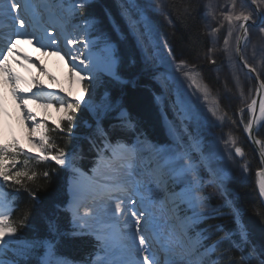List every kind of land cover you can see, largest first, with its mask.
I'll return each mask as SVG.
<instances>
[{
	"label": "snow or ice",
	"instance_id": "obj_1",
	"mask_svg": "<svg viewBox=\"0 0 264 264\" xmlns=\"http://www.w3.org/2000/svg\"><path fill=\"white\" fill-rule=\"evenodd\" d=\"M62 2L63 0H46V2L44 0H0V18L6 16L12 22L13 28L15 29L4 50L0 51V57H2L0 59V71L7 73L9 81L13 84V92L18 96L23 108L26 99L19 93L16 87V82L19 78L12 73L7 65L8 58L16 53L17 45L21 40L29 45L36 44L40 48L51 49L61 59H66L71 66V75L82 85L81 90L84 96H81L79 99L70 96H61L58 106L64 110V116L61 121L51 127V131L66 133L71 136L76 127L78 113L85 106L92 107L88 105V99H91V93L95 83L99 82L102 76L109 78L116 84H121L124 80L120 71L118 52L113 46V34L95 31L96 25L89 24L91 19H95L87 14L88 9L92 7L93 0H71L73 11L84 20V25L75 35L64 36V44L67 46V51L60 46V37L63 35L60 30H56L53 33L49 31L48 27H45L44 36L37 35L35 31H29L33 27L34 21L39 23L36 16L37 10L55 8ZM158 8L170 25L174 24L177 18L190 19L192 14L191 4L187 7L177 6L176 17L173 16V12L167 4L162 3ZM237 8H239V11H237ZM225 12L224 19L230 26L229 35L232 34L233 26L242 29V37H247L251 28H257L260 34H264V0H231V10L226 8ZM134 15V13L127 14V29L132 33H136L137 39H144L143 29L139 26L140 22L134 19ZM41 19L43 18L41 17ZM63 19H66V17ZM57 22L56 16L49 12L46 23L53 24L55 27V23ZM237 22L240 23L237 24ZM45 39L48 41L47 45L43 43ZM225 43L227 44L228 41L226 40ZM161 48L172 58L176 71L191 79L192 70L188 69V65L183 59H178L175 56L167 40L161 41ZM62 53L63 55H61ZM242 63L250 72L257 71L255 67L248 63L247 59H242ZM261 88L264 89V83L261 84ZM35 98L39 99L40 97L36 96ZM255 105L256 101L253 100L249 110L254 112ZM112 107L111 102L103 103L96 109L97 115L102 111H109ZM174 108L178 116H184V112L179 107H176L175 102ZM116 110L120 112L116 126L121 130L118 134H123V131L126 130L138 131L130 117H127L119 107ZM24 115L27 120H32V114L30 112H25ZM213 115H215V112H213ZM260 116L264 118V102L260 104ZM182 122L184 121L182 120ZM254 123L255 118L248 121L245 130L251 133ZM31 131L32 133H39L38 139L31 135L29 137L40 150L39 155L35 156L34 159L38 161H51L60 168H66L69 164L68 154L65 153L63 148L57 147L53 141L49 134V125L37 121ZM98 132L100 133L101 139L108 138L109 134L99 127ZM105 148H107V145ZM115 151L116 149H113L114 153ZM22 152V147L16 141L10 144H0V179L5 183L11 181L14 185L23 187L28 193L30 200L36 203L39 200L37 192L25 186L22 181L24 178H27L29 181L33 180L37 176V172L32 171L29 173L28 170H12L17 164V155ZM235 153L240 156L243 155L239 147L235 148ZM23 154L25 156L29 155L27 152H23ZM155 155L157 159L150 162L149 167H152L154 164V167H152V175L157 183H165V177L174 178L182 176L188 179L189 188L187 193L181 191L173 195L178 200H185L187 197L186 203L189 205L192 215L187 218L186 223H188L191 229V227L195 226L197 220L209 216L206 196L197 195V192L202 191V188L199 186L197 179L199 175L197 164L193 162L195 157L187 153L178 155L165 150H155ZM206 159L211 160V157ZM128 167H132L131 162ZM245 170L241 169V171ZM210 171L215 177L216 182L209 186L216 187L218 191L223 187L225 194H227L226 177L224 174L214 168H210ZM42 175L45 179L51 178L47 170L43 171ZM193 185H196V187H193ZM115 190L117 192L128 191L132 194L116 197V202L112 209V216L117 222L122 218L124 227L121 233H117L111 237L106 234L97 233L95 238L101 250L106 247L119 248L123 244H128L130 250L135 253L136 259L122 260L119 264H160L156 259V254L152 250L154 242L153 230L156 228V217L152 209L145 205L143 197L138 198L135 195V188L126 190L118 187ZM69 193L70 196L65 197L64 200L53 202L50 212L45 216L48 239L40 238L36 241L26 242L20 246H14L13 241L20 239V229L26 226L27 214L18 223L14 222L9 214L10 209L0 201V264H30L29 258L31 255L38 252L41 248H46L49 255H51L56 237L60 235L58 214L70 212L74 224L73 235L76 234L75 229H79L80 233H85L86 230L80 224V221H86L93 213L90 210H85L81 214L80 208L83 205L78 203V198L81 193L72 188L71 185L69 186ZM2 195L3 193L0 192V197ZM259 195L261 198H264V182H261L259 185ZM11 211H14V209H11ZM129 230H131L130 237L128 235ZM238 234L240 237L239 244L227 233L221 237V243L229 241L228 247L213 259L211 264H220V261L223 260H227L228 264H251L253 259L258 260V264H264V243L257 245L255 241L251 240L246 224L243 226L238 224ZM162 246L167 247L166 245ZM240 246L247 249L246 254H242L239 261L231 260L228 253L233 248H239ZM45 264H67V261L48 260ZM88 264H107V262L105 260L92 261L90 259Z\"/></svg>",
	"mask_w": 264,
	"mask_h": 264
},
{
	"label": "rangeland",
	"instance_id": "obj_2",
	"mask_svg": "<svg viewBox=\"0 0 264 264\" xmlns=\"http://www.w3.org/2000/svg\"><path fill=\"white\" fill-rule=\"evenodd\" d=\"M64 1L65 0H63V2ZM116 2L118 6L119 17L121 18V21L126 28L128 25V13H134V19L140 22L139 26L143 29V35L145 37L144 39H137L136 33H132L130 30L128 31L133 36L136 44L139 47L143 71L147 74H150L152 78H155L157 86L161 89V93L156 97V101L158 102L160 108L165 112L162 115L164 118V125L166 127V130L173 133V137L172 135H170V138L172 137L170 145L165 146H158L156 143L142 136L137 137L136 143L132 147L133 156H131L129 163L132 162L133 167L136 166L135 169L141 171V173L139 176H136V180H134L132 184L130 183V185L132 188L138 190L135 195L138 198L143 197L145 200V205L149 206L152 209L153 214L156 217L155 222L163 225L161 229L155 228L153 230L154 248H152V250L156 254V257H158V259H161L160 257L164 256L162 259L164 261V258H166V253H168L167 255H169L170 257L173 255L174 259H178H169V264H202V259L206 256L207 253L199 247L198 238L196 237V235L190 234L188 223H186L187 218L192 215L189 205L186 203L187 197L184 200L186 206L182 205L180 203L181 201L176 199L173 194L169 197V194H166V191L167 185L171 181V178L165 177V183H157L152 175V167H154V164L152 165V167H149V164L150 162H153L157 159L155 150H165L171 153H176L178 155L187 153L188 155L194 156L195 160L193 162L197 164L199 173L197 179L199 181V186L202 188V191L197 192V195L206 196L207 211L211 210L213 207L208 202V198L210 197L211 193L209 191L215 189V187L209 185H212L216 182L215 177L210 171V168H214L215 170L220 171L224 174V176L226 177L225 184L227 180L233 178V176L235 175H238L242 183L248 181V178L251 176L250 174H248L249 171L250 173L252 171L250 168V164L248 162L239 163L233 155V152L235 151L233 144H235L237 141L234 132L238 129L237 126L239 128H242L243 132L247 127V122L250 120L252 115V111H250L249 109L254 96L255 87L251 86L249 79L235 61L236 38L238 35V30L240 28L233 26L232 34L229 35L230 26L229 23L224 19V16L226 15L225 9L227 8L228 10H231V0H189V2H192V14H194L196 17L198 15L196 14L198 12V6L200 4H203L205 7L207 3L209 13H206L205 20L207 22V25H209L207 27L208 31H202L201 29V38H205V41H207L208 44V47L206 45L208 49L206 57L211 59V63H213V59L215 60L216 65H218V63H221L219 65H221L220 67L223 69V74L216 77L217 81H219L217 83L218 87L220 88L218 89V91L222 92V96L224 98H227L226 101H229V99H233L235 100V103L239 105L237 111H234L233 109L228 110L229 112L224 111L226 117L230 116V125L234 126V129L231 126L229 128L230 130L227 131H224V129H213L212 131H210L208 130L209 128H207L206 130V127H203L205 123L203 117H206V122L209 123L214 118H217L221 114V111L216 114L217 107L214 106L215 102H212L210 109L209 106H207V104L209 105L208 102L211 103L212 99L209 98L208 94L203 97V95L205 94L203 93V91H205V88L203 86L197 85L199 84V80L196 76L197 69H194L192 66L187 64L188 69L192 70L191 79L185 77L182 73H178L176 71L175 64L172 61V58L169 57L167 52L162 50L161 48V41L167 40L168 42V37H171L172 33H175L177 30L174 29V27L171 28L173 24L170 25L166 21L164 15L161 14L158 8V6L163 3V0H116ZM218 2V10L212 12L214 4L216 3L218 6ZM207 8L205 9L206 11ZM170 9L172 10V12H174L173 7H171ZM65 10L67 12H65V14H62L61 16L66 17L64 21L69 20L71 23L76 25L72 26L73 33H75L79 30V28L83 27V25L75 21V12L73 11L72 6L65 7ZM237 11H239V8H237ZM61 21L60 23H64ZM111 25L113 28L118 29V26L114 24L112 20ZM199 25L201 28L200 23ZM68 26H71V24ZM217 33H219V36ZM196 39L202 46L203 41L198 37ZM226 40L228 41L227 44L225 43ZM250 42L251 44L249 45H253V47H255V45L258 44V47L263 50L264 34H260L257 28H251L248 43ZM246 50L248 51V49ZM49 51L54 53L53 50ZM263 54H258L254 50H251L250 54L251 58L254 60L251 64L255 66L257 71L262 70V73L264 71V66H262L261 64L262 58H264ZM204 56L205 54H203V56L201 57L204 58ZM57 57L58 59L52 58L49 61L50 64H47L45 68L42 69V71L40 69L39 74L47 72L48 77H50L52 81L58 80L60 78L59 76L62 74V64L60 63L59 56ZM201 57L200 59L202 60L203 58ZM10 59L11 56L8 58V61ZM218 59L220 60V62L218 61ZM227 69L232 72V75L230 74V91L224 88V81L222 79V77H224V74H226L225 71ZM71 76L72 75H70L69 77ZM224 78L226 79V77ZM108 80L110 79L102 76L99 82L95 83V86L92 89L91 99H88V105H91L92 107H84L87 111H90L91 109L93 110V108L97 106V97L101 96V98H103V96H109L108 89L110 85H107V83H105ZM74 81H76V78ZM81 89L82 85L80 83H77V86L75 87V89H73L72 98L79 99L81 96H84V93ZM46 90L48 89H43V91ZM215 93L218 94L217 90L215 91ZM85 98L87 99V97ZM45 101L47 102L48 100ZM174 102L176 107H179L182 112H184V116H178L176 114ZM47 105L50 107H48V114L43 113L44 115L42 117L44 118H42L39 122H44L46 124L49 122L55 125L57 122L62 120L64 116V110L62 108H58V110H55L53 104L50 101L47 102ZM166 111H168V113H166ZM213 112H215V115H213ZM119 115L120 114H117L116 117L118 118ZM182 120L184 122H182ZM85 126H90V123L86 124L85 122ZM36 134L39 137V133ZM259 135L261 140L263 141L264 146V123L261 127ZM12 137L15 138V135L14 132L10 129L6 135V138L0 140V143L8 141ZM210 141H213L217 145L211 153L207 154L203 152L202 146H204L205 143L208 145L207 149H210ZM17 143L22 147L23 151L26 150L27 152H32V154L35 156L39 155L40 150L32 140L28 141L27 146H24L23 144L21 145L18 141ZM117 148H122V146H119ZM110 154L112 159H117L118 157H120L117 156V154H114L113 150L112 152H110ZM208 157H211V160H207L206 158ZM122 162L123 161L121 158L120 162H118L117 164H120ZM107 164L108 167L112 165L110 162H108ZM101 167L102 163L99 165V168ZM116 167L119 168V166H115V168ZM241 169L246 170L241 171ZM109 170L110 171L107 172L110 173L112 169L109 168ZM134 176L135 175H133V173H130L126 175V178L132 180ZM95 179L96 171L94 180ZM102 179L103 178H101L100 180L104 181ZM94 180L93 177H89L85 182L81 179H76L70 183L72 188L81 193L78 198V203L83 205V207L80 208V213L85 207H90L92 205L94 201H88L95 195H97L95 191L101 190L97 187H101L100 185L102 184L97 180ZM173 180H175L176 183H179L182 186H188L185 192L187 193V190L189 188L188 179L181 176L174 177ZM136 182H140L142 189L139 188V186L137 187ZM81 184H84V187L80 189V186H82ZM75 185L77 186V188ZM130 185L127 186L129 187V189H131ZM193 187H196V185H193ZM221 190L224 192V188H220V190L218 191L220 194ZM111 191L113 190H107L104 193H110ZM227 194L230 197L229 191H227ZM126 195H130V192H125L124 196ZM103 206L104 205H99L98 208L101 209V207ZM104 211H106V209H103L101 212L99 211V213L105 216L106 212ZM201 211H203V209H201ZM91 218L92 217H89L86 221L81 220L80 224L90 231L94 232L95 234H106L111 237L117 233H121V230L124 227L123 222L122 224H119V222L115 221L114 223H116V225H113L114 223L112 221V227L106 226L105 218H107V216L104 218L105 221L102 220L99 222L100 225L96 224L95 220ZM128 235H131V230L128 231ZM162 245H166L167 247L165 248ZM119 251V248L106 247L96 255V260H105L107 264H113V260H111V257L116 256L117 253L115 254V252ZM51 256L53 257L52 254Z\"/></svg>",
	"mask_w": 264,
	"mask_h": 264
},
{
	"label": "trees",
	"instance_id": "obj_3",
	"mask_svg": "<svg viewBox=\"0 0 264 264\" xmlns=\"http://www.w3.org/2000/svg\"><path fill=\"white\" fill-rule=\"evenodd\" d=\"M68 1L71 2V0ZM163 3L167 4L169 9L173 7V16L175 17L177 16V6L187 7L191 4L192 7V2H189V0H163ZM218 8L219 2L218 6L216 3L214 4L212 12L217 11ZM207 12L209 13L208 8ZM87 14L95 18L89 21L90 25H96L95 31L113 34V42L118 48L121 75L130 79L135 76H138V78L134 82L127 84L126 87L116 84L111 80L105 82L107 85H110L108 89L109 96H103V98L101 96L97 97V106L94 108V112L97 115L96 109L105 102H111L113 107L106 112L101 122L94 123L89 112L83 108L78 113L73 135L69 136L66 133L51 131L52 125H49V134L53 141L57 147L63 148L65 153L68 154L69 164L66 168H60L51 161H38L34 159L35 156H25L23 152L17 155V164L12 170H28L29 173L32 171L37 172V176L33 180L29 181L27 178H24L22 183L28 188L34 189L39 196V200L33 203L23 187L14 185L11 181L5 183L0 179V184L6 189L7 199L13 205L12 220L18 223L27 214L26 226L20 229V239L13 241L14 246H20L26 242L36 241L40 238L48 239L45 216L50 212L53 202L64 200L65 197H68V178L81 172L89 173L96 159L106 149V145L108 148L109 144L114 141H128L130 134L126 131H123V134H118L121 130L111 126V118L117 111V107H126L131 112L136 120L139 132L144 136H149L152 141L160 145H165L170 141L161 115L162 113L155 99V96L161 90L151 79L150 75L143 71L139 47L119 17L116 0H93L92 7L88 9ZM77 20L81 21L83 19L77 15ZM111 20L118 26V29L112 27ZM175 20H177L178 31L176 30L175 33H172L171 37H168V44L172 47L178 59H183L187 64L197 69L196 76L199 80V84L197 85L205 88L203 97L208 94L209 98L212 99L211 103L208 102L209 105L207 104L209 109L212 102H215L214 106L217 107L216 114L221 111V114L217 118H214L207 124L204 123L203 127H206V130L209 128L208 130L210 131L213 129L230 130L229 128L232 126L229 121L230 116L226 117L224 111L229 112L228 110L230 109L237 111L239 105L233 99L226 101L227 98H224L222 92L218 91L220 88L217 85L219 81H217L216 77L223 74V69L219 65L221 63L216 65L214 59L212 60L213 63H211V59L206 57L208 44L205 38H201V28L198 23L199 18L191 14L190 19L177 18ZM122 29L124 30L122 31ZM217 34L219 36V33ZM197 37L203 41L202 46L197 41ZM253 50L262 55L264 53V46L263 50H261L258 44H256ZM203 54H205L204 58L201 57ZM244 55L251 64L253 61L249 58V54L245 51ZM200 57L203 59L201 60ZM263 60L264 58L261 61L262 66H264ZM257 72L264 80V71L263 73L262 70ZM225 73L224 77L226 79L222 77L224 88L230 91V74L232 75V72L227 69ZM247 78L251 86H254L252 80L248 76ZM216 90L218 94L215 93ZM86 121L91 122L92 125L86 127ZM98 127L109 134L107 139L100 138ZM232 127L234 129V126ZM237 128L234 132L237 141L233 144V147H242L245 151V158L239 160L234 157L239 163L248 162L252 171L251 173L249 171L248 174L251 176L245 183H242L238 175L233 176L228 181V188L230 189L232 203L234 201L233 205H235L240 213L242 224L247 225L251 240L259 245L264 243V207L258 196L254 179V172L259 169V164L246 141L242 128L238 126ZM13 141L10 138L5 144H10ZM216 145L213 141H210L209 150L206 149L207 146L204 143L203 148L205 149V153L209 154ZM45 170L49 171L50 179L43 177L42 173ZM176 189H180V186L176 187ZM209 192L211 193L208 202L213 206L211 210L207 211L209 216L197 220L195 226L191 227V232H200V240L204 247H210V252L206 257L207 262H211L227 249L229 241L220 242L221 237L226 233L231 235L238 244L240 243L238 234L239 223L236 220L231 205L226 202L216 187ZM69 218V213L58 214L60 235L56 237L54 242L52 249L53 257L51 256V258L53 261H67V264L89 262L90 259L92 260L94 253L101 247L94 236L87 231L80 233L79 229H75L76 234L73 235L74 228L71 226ZM246 252L247 249L240 246L239 248H233L228 255L231 260L239 261L242 254H246ZM47 255L49 253L46 248L39 249L38 252L33 253L29 258L30 264H44L48 258ZM220 264H228V261H220ZM251 264H258V260L253 259Z\"/></svg>",
	"mask_w": 264,
	"mask_h": 264
},
{
	"label": "bare ground",
	"instance_id": "obj_4",
	"mask_svg": "<svg viewBox=\"0 0 264 264\" xmlns=\"http://www.w3.org/2000/svg\"><path fill=\"white\" fill-rule=\"evenodd\" d=\"M44 2H46V0H44ZM53 9L54 8L37 10L36 12L37 21H41L42 23L41 25H47L46 23L47 16H49V12L52 11L51 13H53ZM43 11L46 12V15L43 19H41V15ZM53 14L56 16V20L58 22L55 23V27L48 28L49 31H52L54 33L56 30H60L63 33V35L60 37V40L62 38L64 39V36L66 35H75L76 32L73 33L72 30L73 29L72 26L74 25L71 24V27L68 26L69 20L64 21L65 20L63 19L64 17L59 16L60 14L61 15L65 14V11H61L57 14L56 13ZM60 21L64 23H60ZM35 24L36 25H33V27L38 25L37 22H35ZM13 29L14 28L12 22L6 16L0 18V31H1L0 35L3 34L2 36L3 38L7 33L12 31ZM37 35L44 36V30L37 32ZM3 38H1V41L4 40L6 37L4 39ZM43 43L47 45L48 41L44 40ZM49 50L50 49L48 48H40L39 45L36 44L29 45L25 41L21 40V42L17 45L16 53H14L11 56V59L7 63L12 73L19 78L16 82V87L19 90V93L23 95L26 99V103L23 108L21 106L18 96L13 92V84L11 81H9L7 73L0 71V140L6 138L8 131L11 129L14 132L15 138L18 140V142L21 145L23 144L24 146H27V143L30 140L29 138L30 135L33 136L34 138L38 137L36 133H32L31 129L34 126L35 122L40 121L42 118H44L42 117L44 115L43 113L48 114V109L50 107L47 105V102L50 101L51 103H53L54 109L58 110V108H60L58 104L60 102L61 96L63 97L73 96L72 94L73 89H75L77 83L79 82L77 80H76L77 82L74 81L75 80L74 76L69 77L71 75L70 72L71 66L69 63H67L66 59L63 60V64L61 62L62 74L59 76L60 78L58 80L52 81L51 78L48 77L47 72L39 74V70L41 69L42 71V69L45 68L47 64H50L49 61L52 58L58 59L57 55L50 52ZM25 57H27V59H25ZM20 84H24L25 86L21 87ZM43 89H48V90L43 91ZM36 96L40 98L36 99L35 98ZM45 100L48 101L46 102ZM262 100L264 102V98H262ZM25 112H30L32 114V120H27L25 118L24 115ZM203 120L206 121L205 118ZM146 137L148 139H151L149 136ZM118 151L121 152L122 155L121 158L123 161L122 163L120 164H117L116 162L112 163L110 160L109 162L112 164L111 166L108 167L107 164L106 167H104L103 169L96 170L95 180L100 182L102 185L99 184L101 187L99 186L97 187L100 188L101 190L95 191L97 193L96 197L98 198L97 199L95 198L93 204L96 205L100 204L104 206L101 207V209L98 208L99 205L89 209L93 213V215H91L90 217H92L91 219L95 220L96 224H98L102 220L105 221L106 219L105 222L110 227L116 225L114 221L117 222L112 216V209L114 208L116 197L117 196L123 197L125 195V192L128 191H124V192L116 191L114 193L111 191L110 195H108L109 193L106 194H102V193L106 192L107 190L116 189L118 187L124 188L126 190L129 189V187L127 186H129L130 183L132 184V182L135 180L136 177L130 180L129 178H126V175L133 173V175L139 176L141 173V171L135 169L136 166L133 167V164L131 168L128 167L131 156H133L131 151H127V150L126 151L118 150ZM115 166H119V168L116 167L117 168L116 169ZM109 168L112 169L110 173L107 172L110 171ZM101 178H103L102 180L104 181H101L100 180ZM139 188H142V186H139ZM131 194L132 193L130 192V195ZM0 201L3 202L2 197H0ZM103 202H105V204ZM103 209H106V211H104L106 212L105 216L99 213V211L101 212ZM233 212L240 226H243L238 209H235ZM106 216L107 218H105ZM112 221L114 223L113 225L111 223ZM122 222L123 219L121 218L119 224H122ZM155 223L157 229H161V227H163L162 224L157 222ZM119 249H120L119 252H115V254L117 253V255L113 256L114 255L113 254L112 255L113 257H111V260H113V264H119V262L122 260L136 259L133 251L130 250V246L128 244H123L121 247H119ZM167 254L168 253H166V255ZM167 256L170 257L169 255ZM170 258H172L173 260H178V259H174L173 255ZM160 263L163 262L160 261Z\"/></svg>",
	"mask_w": 264,
	"mask_h": 264
},
{
	"label": "water",
	"instance_id": "obj_5",
	"mask_svg": "<svg viewBox=\"0 0 264 264\" xmlns=\"http://www.w3.org/2000/svg\"><path fill=\"white\" fill-rule=\"evenodd\" d=\"M254 7V6H253ZM242 29H240L237 45H236V59L241 68L251 77V79L254 81L256 89L253 96V100L256 101L255 105V111L252 112L251 119L255 118V123L253 124V130L251 133L248 131L245 132L246 139L248 140L252 150L254 151V154L256 158L258 159V163L260 166V169L256 171L255 173V180H256V187L257 191L259 193V185L261 182H264V148L262 144V140L258 136V132L261 128V126L264 123V118L260 116V104L263 102L262 98H264V89L261 88V84L264 83L262 78L259 76L257 72H250L247 68L243 66L242 59L243 58V48L245 43L248 40L247 37L241 36ZM242 150V149H241ZM243 155H237L239 158H244L245 153L242 150ZM261 198V197H260ZM262 204L264 206V199L261 198Z\"/></svg>",
	"mask_w": 264,
	"mask_h": 264
},
{
	"label": "flooded vegetation",
	"instance_id": "obj_6",
	"mask_svg": "<svg viewBox=\"0 0 264 264\" xmlns=\"http://www.w3.org/2000/svg\"><path fill=\"white\" fill-rule=\"evenodd\" d=\"M205 9H206V6L204 7L203 4H200L198 6V12H197L198 13V16L197 17L199 18V23L201 24L202 31H208V28L207 27L209 26V25H207V22L205 20L206 13H207V11ZM173 27H174V29H177V27H178V24H177L176 20H175V22H174V24L172 25L171 28H173ZM249 49L250 50H253V47H250ZM248 54L250 55L251 52H248ZM218 61H219V59H218Z\"/></svg>",
	"mask_w": 264,
	"mask_h": 264
}]
</instances>
